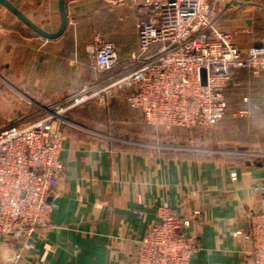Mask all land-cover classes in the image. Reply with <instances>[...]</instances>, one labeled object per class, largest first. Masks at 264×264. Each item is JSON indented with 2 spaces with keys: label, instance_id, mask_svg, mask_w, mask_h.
Segmentation results:
<instances>
[{
  "label": "crops",
  "instance_id": "obj_1",
  "mask_svg": "<svg viewBox=\"0 0 264 264\" xmlns=\"http://www.w3.org/2000/svg\"><path fill=\"white\" fill-rule=\"evenodd\" d=\"M9 1L42 30L60 29L59 0ZM64 2L65 31L48 38L0 1V128L29 117L37 110L33 104H51L87 80H99L89 58L93 44L115 43L119 69L139 51L140 14L129 0ZM211 2L218 28L236 46H264V0ZM234 74L231 97L258 112L264 107V70L254 77L241 69ZM116 105L100 112L88 106L67 117L64 170L51 197L50 225L22 239L0 237V264H133L137 240L158 221L165 202L180 218L191 219L185 230L201 245L191 264H246L249 246L235 231L247 229L260 206L264 166L113 138L104 127L118 132L121 113L111 111Z\"/></svg>",
  "mask_w": 264,
  "mask_h": 264
},
{
  "label": "built area",
  "instance_id": "obj_2",
  "mask_svg": "<svg viewBox=\"0 0 264 264\" xmlns=\"http://www.w3.org/2000/svg\"><path fill=\"white\" fill-rule=\"evenodd\" d=\"M137 6L140 49L115 76L88 82L77 91L38 109L23 121L0 128V237L22 239L50 225L64 164L63 126L73 107L101 98L114 86L128 89L126 101L154 127L211 128L226 114V88L233 70H264V46L241 50L221 31L211 0H129ZM98 72L121 60L113 42L89 49ZM205 71V83L204 74ZM102 100V99H100ZM248 114L240 110L239 116ZM261 203L247 229L235 235L248 246L246 264H264V185ZM141 215V212H136ZM158 221L137 240L133 264H191L199 240L185 228L168 202L157 210Z\"/></svg>",
  "mask_w": 264,
  "mask_h": 264
},
{
  "label": "rangeland",
  "instance_id": "obj_3",
  "mask_svg": "<svg viewBox=\"0 0 264 264\" xmlns=\"http://www.w3.org/2000/svg\"><path fill=\"white\" fill-rule=\"evenodd\" d=\"M91 66L96 70L92 64ZM239 69L246 70L252 77L261 73L254 74L246 68H236L234 70ZM234 70L231 82L236 78ZM120 71L118 64L113 69L105 72L96 70L101 78L99 80H87L84 84L91 81L107 80ZM231 82L225 91L228 104L226 114L217 126L211 128L192 127L167 130L151 126L139 111L129 108L130 106L126 101L128 89L119 86L110 88L101 98H95L73 107L67 113V117L73 112L85 110L82 108L88 106L91 107V110L108 111L109 107L116 103L117 108H111V111L117 110L121 113L122 119L117 120L118 132L116 131L115 134L113 130L110 131L104 127V130L107 133L110 132L113 138L129 141L132 145L139 144L141 146L145 145V147L147 145L148 149L153 150H178L190 154L216 155L235 164L246 163L248 165L264 166V107L258 112L247 108L249 115L239 116L241 109L246 110L244 108L245 104L241 103L240 97H231L230 85H233ZM36 109L38 108L33 104V110ZM106 119L108 123L106 126H111L113 124L111 118ZM119 125L123 126V130L120 129Z\"/></svg>",
  "mask_w": 264,
  "mask_h": 264
},
{
  "label": "water",
  "instance_id": "obj_4",
  "mask_svg": "<svg viewBox=\"0 0 264 264\" xmlns=\"http://www.w3.org/2000/svg\"><path fill=\"white\" fill-rule=\"evenodd\" d=\"M6 7H8L10 10H12L15 14H17L21 19H23L27 24H29L36 32L39 34L48 37V38H57L59 37L66 28L67 25V14L65 10V2L64 0H59L61 5V11H62V24L60 29L55 33H49L47 31L42 30L38 25L33 23L25 14H23L11 1L9 0H0ZM204 74V83H205V71L203 70Z\"/></svg>",
  "mask_w": 264,
  "mask_h": 264
}]
</instances>
